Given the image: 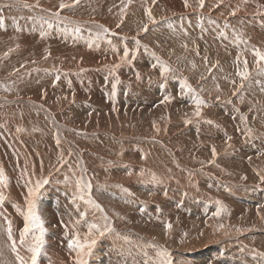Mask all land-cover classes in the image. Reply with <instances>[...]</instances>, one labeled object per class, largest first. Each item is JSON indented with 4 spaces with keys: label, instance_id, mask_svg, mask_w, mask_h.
<instances>
[{
    "label": "bare ground",
    "instance_id": "6f19581e",
    "mask_svg": "<svg viewBox=\"0 0 264 264\" xmlns=\"http://www.w3.org/2000/svg\"><path fill=\"white\" fill-rule=\"evenodd\" d=\"M33 1L39 3V0ZM51 1L53 0H43L41 2L49 6ZM87 1H83L80 6L76 5L78 7L72 5L74 11H76L75 13H82L86 17L94 18L104 16L107 5L104 4L103 0H97L96 4L92 2L91 4ZM91 1L94 2V0ZM174 2L175 0L170 2L169 0H165L164 3L166 5L169 3L168 6L173 10L163 14L158 7H153L154 16L149 20L148 25L145 26L147 31L144 30L145 27L140 30L138 25L135 27V31L127 33L128 36H116L117 38H122L123 41L118 42L116 39H113L109 42L111 48L108 50L103 49L104 53H101L104 57H107L104 61L105 63L111 61H118L120 63V58H124L123 54L127 51L125 47L128 44L130 45V43H138L140 45L136 50L140 54L144 53L146 56L151 57V60L148 62L140 58L137 60V64L142 71H152L149 78L134 79L135 84L133 87L135 88V94L138 95H129L128 99L137 101L139 100V96L145 97L144 90L148 91V98L150 99V101L143 103L148 107L144 109L139 107L136 109L137 111H134L133 105L129 106L130 110L128 111L127 97L118 99L115 97V91H112L111 88L102 89V92L106 93L100 97L99 90L101 86H98L90 77L80 75V72L86 69L97 68L95 49L90 40L95 35L84 32L88 28L91 29L90 24L83 22L75 23V21L65 18L67 22L73 23L77 27L70 32L64 30L63 37L60 39L48 26H55V21L45 22L47 21V17H44L40 13L24 12L22 15L17 13L15 8H6V12L1 13L0 64H2L0 66V102L1 104L8 102L12 106L5 107L0 114V173L2 170L1 165L5 164L7 167L5 170L7 169L9 172L11 179L10 185L0 184V196L3 197L0 201L4 202L7 208L6 211L2 210V212L5 215L11 213L10 217L6 215L5 225L11 228L13 232L24 227L22 226L25 224V217L23 215L26 216L25 208L22 209L21 214L24 213L21 215L15 210V205L19 206V208L24 207V204L30 198L28 195L29 188H31L30 183L21 182L19 180L20 174H16V168L20 166L23 178L31 180L32 177V181L36 182L48 178L49 185L47 188H51L52 185L54 186L61 182L60 187L62 190H68V192L66 191L67 194H65L67 195V199L70 196L69 177L75 178L76 184L78 183L77 181H81L85 185L84 187L89 197V200H85L87 202L94 201L103 209V211H99L101 214H104L103 216L109 225L106 229L100 230L93 218L85 215L87 211L84 208L83 211L81 210L82 206H80L81 209L74 206L72 209L74 210V216H76L75 219L80 221H76L77 233L74 235L70 231L73 234L70 236L74 237H69V239L73 240L78 237L81 244L86 241L91 243L94 240L95 243L91 249L94 247L98 249L101 246L100 250L107 251L111 249V253H114L116 246L114 247L110 242V238L113 236L110 235L106 238L104 237L105 239H100L101 233L106 231L107 234H115L118 231L128 233L132 237L135 236L138 240L143 241L145 234L153 232L152 235L155 236L158 242L155 243L156 246H153L156 252H152V254L156 255V253L158 254L163 249L160 243L168 246L171 228L167 227L166 220L170 218V215L179 216V218L187 215L182 209H179L181 205H178H184L177 194V191L184 188L181 183L173 184L169 185V188H166L169 192H163L159 187L160 184L151 180L153 178L151 173L155 169L149 163L157 169L165 167L164 165L167 164L168 159L166 153H174L171 151V144L173 142L168 140L169 137H173L174 140H192V136L195 135L196 139L198 124L196 125L194 121L201 120L203 122L202 126L205 127L204 130L201 128L203 130L201 135L205 137L208 136L217 140L226 135L220 129V124L228 122V115H226L227 113L223 110V107L221 108L220 103L224 105L226 103L224 101L228 97L220 94L219 98L214 99L212 97H216L217 90L212 89L208 93H201L199 92L200 90L196 89L198 84L203 83V87L206 88L208 87V82L211 84V79L220 78L221 65H223V73L228 71L234 74L233 71H237L239 66L244 70V61L247 60L249 76L245 79L246 83H248V79L252 76L264 77V74H258L255 62L256 58L252 54V49L254 48L264 52V0H247V2L245 0H204V6L212 8L210 5L216 4L212 9L209 7L204 8V6L201 8L199 0H187L189 8L183 7L181 4H177L176 7ZM17 3L19 4V2H15L13 5ZM0 4V6L3 5L2 3ZM193 9L197 11L190 12ZM233 12H235V15L232 14ZM153 20L155 23H153ZM185 21H189V23ZM191 23L197 27L194 26V28ZM92 27L94 26L92 25ZM218 27L220 28L219 30ZM101 29L105 31L104 27ZM75 30L80 31V33H75L79 37L90 39L86 41L78 39L76 41L72 38V33ZM153 30L156 33L159 30L164 31L157 33V36L158 40L163 42L167 48L170 44V34H172L173 44L170 54L163 56L159 53V50L156 48V41L153 38ZM221 30L225 32V36L219 35ZM121 32L126 33V31ZM96 36L100 35L96 34ZM194 38H197L195 42H193ZM144 39H148L147 44L144 42ZM217 40H220V44H218ZM196 42H204V49L201 52H203V58L209 59L208 63L210 64L203 66L196 61L191 62V58H194V56L198 57L194 49L192 50ZM121 43H124V47ZM1 47L5 49H1ZM9 50L11 51L8 52ZM19 50L20 57L18 58ZM137 51H135V54H138ZM9 54L12 55L11 58L2 62V58ZM43 55L47 57L53 56L51 57L52 63L54 62L53 66H58L62 57H66L70 63L63 68L55 69L49 61L39 60ZM181 55L189 56L181 59ZM238 56L240 57L239 61H237ZM81 58L84 60L83 64L80 61ZM203 58L198 61L202 62ZM175 59H179V61ZM34 60H38L39 62L35 63ZM76 60H78V63H74ZM16 67L18 68L15 70ZM53 69L58 70L57 73ZM36 70H44V72L38 71L31 77L21 78L23 74L26 75ZM198 70H202L203 73L198 74ZM128 76L127 69L124 68L120 73V77L125 80ZM199 76H205L204 80L201 81ZM257 81V87L260 89L257 96L260 99H264V79L260 80L257 78ZM224 85L228 87L226 82ZM229 85L234 86L233 84ZM114 88L120 92L128 91V87L122 83H116ZM230 91L228 90L227 92L231 95ZM154 92H157L159 95L157 100L153 98ZM242 96H244L243 93ZM200 101H203V103L199 104ZM198 104L201 113L199 117L195 115L198 110ZM146 109L150 111H146ZM9 111H16L15 117L10 115L12 119L6 117L10 114L6 113ZM203 111L206 112L207 116L204 115ZM163 114L164 119L176 121L177 124L183 126V130L178 132L181 135H170L163 139L166 128L163 127L160 131V136H157L155 141L150 142L143 153L140 152L149 142L148 135L153 132L148 125L152 120H159ZM134 121H136L135 125H133ZM208 121H211V123ZM22 123H26L27 128L32 127L38 132L36 137L32 139L33 143L26 138L25 140L23 139L25 145H20V141L18 140L21 137H15L12 134L14 128L22 125ZM210 127L214 129L209 132L208 129ZM206 128L208 129L206 130ZM187 129H191L192 133L186 135ZM167 130H169L168 127ZM227 130L230 132L228 127ZM239 133H242L241 129ZM201 138L202 142L200 145L196 147L194 144L192 148V152H194L196 157L210 152L207 151L210 146H206L204 143L206 138ZM195 139L193 140L194 142ZM235 141L234 144L237 143ZM132 144L141 145L142 148L136 147L133 150ZM236 146L238 147V145ZM253 148L255 152L259 151L254 145ZM224 160L223 158V164L226 161ZM174 162L178 163L177 159H174ZM58 167L62 170L57 174ZM171 170L175 171L176 169L172 167ZM133 173L135 181H132L129 175ZM163 173L166 174L168 171H162L161 174ZM175 176H179V173ZM172 179L165 178V181L172 180L174 183H177L175 178ZM210 181L211 177L209 178ZM89 185L90 187H88ZM203 188L186 187L182 190L191 196L188 204L191 206L196 205V215L200 217L203 216L198 205L206 204V201L210 198L206 193L201 192ZM114 189H124L126 194L122 196L117 195L118 191L112 192ZM49 195L50 197L52 196V194ZM134 195L140 199L139 202H133L131 198ZM46 197L48 196L45 195L44 202L41 201L38 205L44 208L43 213L45 217L47 216L49 220L54 222H57L59 218L60 220L58 221H63L64 223L67 220L64 218L70 217L67 210L62 208L58 212L56 209H51V199L47 200ZM168 198L176 202H168ZM55 199L58 198L56 197ZM61 199L62 202L65 201V199ZM235 199H239L241 202L249 200V198L246 199L242 195ZM144 201L147 206V212L149 211L148 215L150 210L157 205L161 209L166 208L163 212L160 211V208L159 213L151 212L149 217L140 211L139 204ZM230 206L234 207L235 214L229 213L228 216L234 220L241 215V211L236 207L237 205L234 201ZM40 209L39 207V211ZM205 219L211 223L208 217H205ZM76 222L74 221L73 223L75 224ZM51 223L54 225L53 222ZM92 225H95V228H92ZM60 226L61 231L57 233L60 234L61 238L55 239L49 237L53 241L56 240V242L50 244L49 247L48 243L46 246H43L38 264H77V259H79V257H75L77 256V251L73 250L74 254H72L71 249L68 248L70 241L68 242V240L62 238V233L67 231L66 228L68 226ZM34 230L32 229L26 235L25 244L34 240ZM49 238L47 237L48 241L50 240ZM20 247L19 249H21ZM28 254L23 258L26 261L29 259ZM102 255L97 256L98 260L96 261L100 262L99 264H125L126 262L125 258L117 259L118 261H106ZM179 255L183 257L181 260L185 264L217 263V261L216 263L213 262V257L208 252L206 254H195L194 257L196 259H191L190 255L185 258V254L183 253ZM107 256L109 258L113 257L110 253ZM85 257L83 259H86ZM238 259L242 261L248 260L243 256ZM92 264H95L94 260ZM219 264L222 263L219 262ZM241 264H245V262Z\"/></svg>",
    "mask_w": 264,
    "mask_h": 264
},
{
    "label": "rangeland",
    "instance_id": "374dc122",
    "mask_svg": "<svg viewBox=\"0 0 264 264\" xmlns=\"http://www.w3.org/2000/svg\"><path fill=\"white\" fill-rule=\"evenodd\" d=\"M41 1L43 0H39V3L34 2L33 0H0V3L3 4L2 6H0V16H1V13L6 12L5 10L6 8H15L16 12L22 15L24 12L40 13L44 17H47V21L45 22H50L51 20L55 21V22L52 21L55 23V26H50V25L48 26L50 27V29H52L53 33L58 35L60 39H62L63 37L64 30H67L70 32L76 29L77 27L73 23L67 22L66 19L73 20L75 21V23L83 22V23L90 24L92 30L88 28V30H85L84 32L95 35L93 39L79 37V35L75 34V33H80L79 30H75V32L72 33L73 35L72 38L75 39L76 41L78 39L83 40V41L90 39L93 43L95 54H96L95 62L97 63V68L86 69L83 72H80V75L85 76V77H90L92 80H94V82L98 86H101L99 90L100 97H102L106 93V92H102V89H109V88H111L112 91H115V97H117L118 99L127 97L126 103L128 105L127 107L128 111L130 110L129 106L131 105L134 106L133 107L135 109L134 111H137L136 109L139 107L141 109L148 107L145 104H143L144 102L150 101V99L148 98V91L146 90H144L145 97L139 96V100L137 101L128 99L129 95L135 94V88L133 87V85L135 84L134 79L137 78L139 80L142 77L149 78L150 75L152 74L151 70L142 71L140 66L137 64L138 58L146 62L151 60L150 56H146L144 53L140 54L136 50V48L140 44L130 43V45L132 44V46L128 44V46L125 47L127 48L126 50L128 52V57L127 58L121 57L120 63L118 61L117 62L111 61V62L105 63L104 61L107 57H104V55L101 53H104L103 49L108 50L111 48V45H109V42H111L113 39H116L118 42L123 41L122 38H117L116 36L126 37L128 36L127 34L128 32L135 31L136 26L139 25L140 30H141L146 25H148L149 20H151L154 16L153 7H158V9L160 10L162 14L168 11H172L173 9L168 6L169 3L168 5H166L164 3L165 0H103L104 4L107 5V8L104 12V16H97L94 18V17H86V15L82 13H75L76 11H74L72 7V5L80 6V4L86 0H79L78 3H76L75 0H53L50 2L49 6H46ZM88 1L90 3L91 2L95 4L97 3V0H94V2L91 0H88ZM170 1H173V0H169V2ZM15 2H19V4L17 3L16 5H13ZM62 3L67 5V7L61 8L60 5ZM174 3L176 7H177V4H181L183 7H185V0L183 1L181 0V3H180V0H175ZM25 5H28V7H25ZM215 5L216 4L214 5L211 4L210 6H212L213 8V6ZM187 7L189 8L190 6H187ZM205 7L207 8L209 6H204V8ZM209 8L212 9L211 7ZM196 11H197L196 9L195 10L193 9V11H190V12H196ZM54 13H58V15H54ZM149 13L151 14V19L149 18ZM185 22L189 23V21H185ZM92 25L94 27H92ZM3 26H4V23H3ZM194 26L195 25H193V27ZM102 27L107 29V31H103L101 29ZM219 29L220 28L218 27V30ZM121 31H126V33H123ZM159 32H164V31H161V30L157 31V33ZM222 32L223 31L221 30L219 32V35L221 34V36H225V32H223L224 35ZM157 33L156 31L153 30V38L156 41V48L159 50V53H161L163 56L170 54L172 51L171 46L173 44L172 34H170V37H169L170 44L167 48L163 42L158 40ZM96 34H99L100 36H96ZM193 40H194L193 42H195L197 38H194ZM144 42L147 44L148 39H144ZM217 42L218 44H220V40H217ZM194 44L195 46L193 45L194 48H192V50L194 49V51L196 52L195 54L198 57L194 56V58H191V62L196 61L197 63L203 66L206 64H210L208 63L209 59H207L206 57L203 58V52H201L204 49L203 48L204 42L202 43L196 42ZM121 45L124 47V43H121ZM1 49H5V48L1 47ZM10 51L11 50H9L8 52ZM135 51H137L138 54H135ZM11 56H12L11 54L6 55L5 57L2 58L1 61L3 62L9 59L11 58ZM188 56L181 55L180 58L183 59ZM19 57H20V50H19L18 58ZM51 57H47L43 55V57L39 60L49 61L51 63V66L55 69L63 68L65 65H68V63H70V61L66 57H62L60 58V61H61L60 64L58 66H53L54 62L52 63ZM201 58H203L202 62L198 61ZM175 60L179 61V59H175ZM80 61L82 64L84 63L83 58H81ZM34 62L38 63L39 61L34 60ZM181 62H184V61H181ZM74 63H78V60L74 61ZM219 64H221V62H219ZM222 67L223 65H221V75H220L221 77L220 78L211 79V80L209 79L212 82L211 84H209L208 82L207 84L208 87L206 88L203 87V83L198 84L196 89L200 90L199 92L201 93H208L209 91H212V89H215V91L217 90L216 97H212L214 99L219 98L218 96H221L220 94L228 97L227 100L224 101L226 102L224 104L225 106L220 103L221 108L223 107V110L227 113L226 115H228V122L225 124L223 123L220 124L221 125L220 129L223 130V132L226 135H223L221 139H217V140L215 138H211L208 136L205 137L204 135H201V132L204 130L205 126H202L203 122L199 120V121H194L196 125L198 124L197 125L198 128L196 130V135L197 134L198 135L196 136V139L194 135L192 136V140L191 139L174 140L173 137H169V136L170 135H181L178 132L183 130V126H180L179 124H177L176 121L164 119V114H163L159 120H152L150 124L148 125V127L152 129L153 132L147 137L149 142L147 143L146 147H143V149L140 151L143 153L145 148H147L148 144L152 141H155V138L157 136H160L161 129L163 127H166L165 136H163V139H165L166 137H169L168 140L173 142L171 144V148H172L171 151L174 153L173 154L166 153L168 159H167V164L164 165L165 167L163 168L157 169L155 166L149 163V165L155 169L151 173L153 175V178L151 180L158 182L160 184L159 187L162 189L163 192H169L166 189V188H169V185L181 183L183 184L184 189L186 187H193V188H196V187L203 188L204 187L201 192L206 193L210 197L206 201V204L208 205L206 204H203L201 206L200 204L198 205L202 213V216H203V217H200L196 215V209H195L196 205L191 206L188 204L190 202L191 196L183 192L182 190L184 189L177 191V194L180 196L181 200L183 201L185 205L184 206L182 204H178L179 206L181 205L179 209H182L187 215L182 218H179V216L176 217V216L170 215V218L166 220L167 224L171 225L170 227L171 236L168 239L169 241L168 246L165 245L164 243H160L161 248L163 247L161 251L164 250V251H167V253H169L168 258L171 260V264H178L179 262H181L179 264H185V262L181 260L183 257L179 254H182V253L185 254L184 256L185 258L190 255L189 257H191V259H196L194 257L195 254H198V253L206 254L207 252L213 257V262L216 263L217 261L218 264L219 262L222 264L223 263L232 264L234 261H236L234 262L235 264H238V263L241 264L242 262H245V264H264V209H263L264 208V192H263L264 191V99H260L257 96L260 91L259 87H257L258 86L257 78L261 80V79H264V77L252 76L251 78L248 79V83H246L247 81H245V79L244 80L240 79V76L237 75L236 73L239 70L243 71V68L241 66H239V69L237 71H233L234 74L228 71H226L227 73L226 72L223 73ZM17 68L18 67H16L15 70ZM124 68L127 69V74L129 75L128 78H126L125 80L120 77V73ZM55 69H53V71L57 73L58 70H55ZM97 70L98 72L96 73ZM38 71L41 73L44 72V70H36V71H31L29 73L26 72L27 74L26 75L23 74L21 78L24 79V78L31 77L35 72H38ZM197 72L198 74L203 73L202 70H198ZM199 77L201 81H203L205 76L204 77L199 76ZM225 82L228 84V87L224 85ZM116 83L125 84L128 87V91L120 92L119 90L114 88V86H116ZM229 84H233L234 86H230ZM229 86H230V89H229ZM225 90L227 91L231 90L230 91L231 95ZM237 90L238 92H236ZM154 93L155 94L153 98L157 100L159 98L158 97L159 95L157 94V92H154ZM242 93L244 94V96H242ZM135 95H138V94H135ZM0 101H1V94H0ZM9 106H12V105H10L8 102H3L2 104L0 102V114H1V111L5 107H9ZM238 106L240 107V109H243V110H240ZM146 111H150V110L146 109ZM15 112L16 111L6 112L7 114L10 113L6 117L9 119H12L10 115L15 117ZM203 113L205 116H207L205 111H203ZM189 123H192V122H189ZM135 124H136V121L133 122V125ZM167 127L169 128V130H167ZM227 127L230 129L231 133L227 130ZM28 128H27L26 123H22V125L15 127L14 130L12 131V134L15 137L17 136L21 137L18 140L20 141L19 142L20 145H25L24 140L26 138L28 140H31V142L33 143L32 139L36 137V134L38 133L32 127H28ZM201 128H203V130ZM208 128H206V130ZM213 129L214 128L210 127V129L208 130L210 132ZM240 129L242 130V133H239ZM190 133H192V130L187 129L186 135ZM235 134L238 137H236ZM201 137L206 138V141H204V143L206 146H210L209 150H207L210 152H207L203 156L196 157L194 155V152H192V148L194 147V144L196 147L200 145V143L202 142ZM229 137L231 139H229ZM208 138L209 139L211 138V139L209 140ZM194 139H195V142L193 141ZM234 141L237 143L234 144ZM239 143H242V144H239ZM236 145H238V147ZM253 145L256 146L257 150H259L258 152H255ZM136 147L142 148L141 145L132 144L133 150H135ZM213 148L215 149V153H216L215 156H213L212 154ZM196 151L198 150L196 149ZM223 158L226 160V161L224 160L225 161L224 164L222 163ZM174 159H177L178 163H175ZM227 161L230 162V164H228ZM172 167H174L176 170L175 171L171 170ZM1 168H2L1 173L3 172L2 174L6 181V185H10L9 184L11 181L10 175L7 169L5 170V168L7 167L5 166V164H3L1 165ZM61 170L62 169L58 167L57 174L60 173ZM165 170H167L168 173L161 174V172ZM22 173L23 172L20 166H17L16 174H20L19 180L21 182H26V183L29 182L31 188H34L38 182H42L45 179L44 178L36 182V181H32V177H31V180H28L22 177ZM178 173H179V176L176 177L175 175H178ZM129 175L131 177V180L135 181L134 173L129 174ZM90 177L93 178L91 175ZM210 177H211V181L209 182ZM165 178H169V179L175 178L177 183H174V181H172L173 179L170 181H165ZM46 180L48 181V183L43 184L42 187L39 189V191L34 196L29 198V199H32L35 204V209H34L35 214L43 221L44 231L43 233H41L39 229H35V230L33 229L35 232V237L42 238L45 246L48 243V247H49L50 244L52 243L54 244V242H56V240L53 241L49 237H53L55 239L61 238L60 234H58L61 231L60 225L68 226L66 228L67 231H65V233L64 232L62 233V238L64 240H68V242L71 241L72 237H74V236H70V235H73L71 234V232H73L74 235L77 233L78 228H77L76 221H80V220L75 219L76 216H74V210L72 209L74 208V206L78 207L79 209H81L80 206H82L81 210L83 211V208H84L85 211H87L85 212V215H89L91 216V218H93V220L97 224L98 229L101 230V229H106L108 227L109 223L106 220V218L103 216L104 214H101L100 211L93 204L85 200V199L89 200V197L84 187L85 185L81 181H77L78 183L76 184L75 178L73 179L69 177L68 182H69V187H70V190H69L70 196H69V199H67L66 198L67 195L65 194H67L68 190H62V188L60 187L61 182L57 183L58 186L52 185L51 188H47V186L49 185V179L47 178ZM114 190L112 192L118 191L117 195L122 196L126 194L124 189L122 190L114 189ZM49 194H52V196L50 197ZM45 195L48 196L46 197L47 200L51 199V202H50L52 205L50 207L51 209H56L59 212L60 209L65 208L71 218L70 217L64 218L67 220L63 223V221H58L60 220L59 218L57 222H54V221L49 220L47 216L45 217L43 213L44 208H42L41 206H38L41 203V201L44 202L43 200H44ZM240 195L245 196L246 199L249 198V200H245L241 202L239 201V199H235L236 197ZM56 197L58 199H55ZM81 197H83V199H81ZM61 198L65 199V201L62 202ZM131 199L133 200V202L140 201V199L136 195L132 196ZM169 199L170 198H168V200ZM173 201L174 200H169L168 202H171V203L176 202V201L174 202ZM233 201L236 203L237 205L236 207H238L239 210L241 211L240 212L241 215L235 218L234 220L228 216L229 213L235 214L234 207L230 206V204ZM139 206H140V209H141L140 211L142 212V214L145 213V215L147 214L146 216H149V217H150L151 212L154 211V212L159 213V210L161 209V207H158L157 205L155 208L150 210V213L148 215L149 211L147 212V206H146L145 201L140 202ZM15 207H16L15 210L18 211L17 213L19 214H21V212L23 211L22 209L25 208L24 211H26V216H27L28 203L24 204V207L19 208V206H16V205ZM39 207L41 208L40 211H39ZM165 208H162L160 211L163 212ZM2 210L6 211L7 208L4 202L0 201V220H2L0 221V264H20L18 257L24 258V256L28 254L29 246L34 243V240L29 241L28 244H25V241L23 244H21L20 242V234L23 231L25 224H26V216L23 215L24 212L21 214L25 217L24 219L25 224L22 225L24 227H21L14 232L11 230V237H10L9 227L5 225L6 224L5 220L7 217H10L11 213L6 214V215H9L6 217V215L2 212ZM70 213L72 216L70 215ZM75 215H78V214H75ZM118 217L120 216L118 215ZM118 217L116 216L117 219H119ZM205 217H208V219L211 220L210 221L211 223H209L207 219H205ZM46 218L47 220H45ZM50 221L53 222L54 225ZM72 221L73 222L75 221L76 223L74 224ZM46 225H48V227H46ZM51 226L53 227L51 228ZM115 234L113 233L107 234L105 231L103 232V235H101L100 237V239H105L106 237L110 235L113 236L112 238H110V242L114 247L116 246L115 248L113 247L114 253H111L112 252L111 249L107 251L105 250L102 251L99 249L101 246L98 247V249L97 248L95 249L94 247L93 249L90 250L89 254L86 255L85 257L87 264H90V263L92 264L93 260L95 261V264H99L100 262L98 263V261H96L98 260L97 256H100L102 254H103L102 256L105 257L106 261H118L120 258L122 259L125 258L126 260L125 264H159L160 257L157 255V253L156 255L152 254V252L153 253L156 252L153 246L155 245L156 242H158L155 236L152 235L153 232H150L149 234L148 233L145 234L144 235L145 239H143V241L138 240L135 236L132 237V235L128 233L117 231L115 232ZM47 237L50 239L49 241ZM69 237L71 238L69 239ZM26 239H27V236L25 237V240ZM13 243H15V250L13 249ZM19 247L21 249H19ZM71 251H72V254H74L72 249ZM115 251H116V254H115ZM109 253L113 255L112 258H109L107 256ZM30 255L31 254L29 252L28 256L30 257ZM40 255L37 258V264L40 262ZM242 256L248 260L242 261L238 259V258H241ZM75 257H78V256H75ZM47 264H50V263H47Z\"/></svg>",
    "mask_w": 264,
    "mask_h": 264
},
{
    "label": "snow or ice",
    "instance_id": "6c2138e0",
    "mask_svg": "<svg viewBox=\"0 0 264 264\" xmlns=\"http://www.w3.org/2000/svg\"><path fill=\"white\" fill-rule=\"evenodd\" d=\"M76 3L79 2V0H75ZM245 2H247V0H245ZM187 0H185V7H187ZM199 6L201 8H203L204 6V0H199ZM25 7H28V5H25ZM61 8L67 7V5L65 4H61L60 5ZM233 15H235V12L232 13ZM54 15H58V13H54ZM149 18L151 19V14L149 13ZM153 23H155V21L153 20ZM145 31H147V28L145 27L144 29ZM105 31H107V29H105ZM252 54L253 56L256 58V65H257V72L258 74H264V52H262L259 49H252ZM124 58L128 57V52L125 51L124 52ZM240 57H237V61H239ZM237 75H239L241 77V79H247L249 76V72H248V67H247V60L244 61V70L238 71ZM203 101H200L199 104H202ZM199 104H198V110L196 111L195 115L196 116H200L201 113L199 111ZM209 123H211V121H208ZM229 139H231L229 137ZM212 154L213 156L216 155L215 153V149L213 148L212 150ZM48 183L47 180H44L42 182H38L34 188H29L28 191V195L29 197L34 196L39 189L42 187L43 184ZM0 184H6V181L3 177V174L0 173ZM90 187V185L88 186ZM3 197L0 196V200H2ZM81 199H83V197H81ZM89 203H92L98 210L103 211L102 208H100L99 204H96L94 201H88ZM28 203V214L26 216V224L25 227L23 229V231L20 234V242L21 244L24 243L25 241V237L28 233H30L32 231V229H39L41 233H43L44 228H43V221L35 214V204L33 202L32 199H29L27 201ZM92 228H95V225L91 226ZM168 228L171 227V225L167 226ZM91 232V229H90ZM101 235H103V233H101ZM9 236L11 237V228H9ZM95 243V241L93 240L91 243H88L87 241L83 244L80 243L79 238H75L73 240H71L68 244V248L72 249V250H76L77 251V256L79 257V259L77 260V264H87V261L85 259H83L84 256L88 255L92 245ZM44 246V241L42 238L40 237H34V243L32 245L29 246V252L31 253L29 259L26 261L21 257H18L20 264H37V258L39 257V255L41 254V250ZM13 249L15 250V243H13ZM160 257V261L159 264H171V260L168 258L169 257V253H167V251H160L157 254Z\"/></svg>",
    "mask_w": 264,
    "mask_h": 264
}]
</instances>
